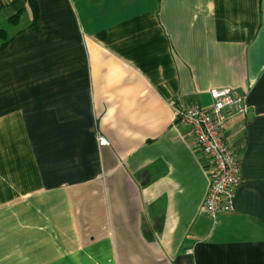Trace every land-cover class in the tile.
Listing matches in <instances>:
<instances>
[{
    "label": "crops",
    "instance_id": "1",
    "mask_svg": "<svg viewBox=\"0 0 264 264\" xmlns=\"http://www.w3.org/2000/svg\"><path fill=\"white\" fill-rule=\"evenodd\" d=\"M35 1L0 8V264H264V0ZM223 88L249 112L214 222L174 110Z\"/></svg>",
    "mask_w": 264,
    "mask_h": 264
},
{
    "label": "built area",
    "instance_id": "2",
    "mask_svg": "<svg viewBox=\"0 0 264 264\" xmlns=\"http://www.w3.org/2000/svg\"><path fill=\"white\" fill-rule=\"evenodd\" d=\"M4 0H0V8ZM214 100L211 109L200 105L176 107L175 117L188 128L193 145L205 159L210 187L204 203V211L218 221L222 213H233L237 190L242 184L241 164L235 148L225 139L228 119L246 115L249 106L246 98L229 88L211 91ZM101 146L108 145L99 137Z\"/></svg>",
    "mask_w": 264,
    "mask_h": 264
},
{
    "label": "trees",
    "instance_id": "3",
    "mask_svg": "<svg viewBox=\"0 0 264 264\" xmlns=\"http://www.w3.org/2000/svg\"><path fill=\"white\" fill-rule=\"evenodd\" d=\"M29 2H30V6L32 7V10H33V13H34V17H35L34 21L36 22L37 16H38V9H37L36 1L35 0H29ZM0 37L2 39H4V42L0 46V50H3L8 45V42L5 40L4 32L0 31Z\"/></svg>",
    "mask_w": 264,
    "mask_h": 264
},
{
    "label": "rangeland",
    "instance_id": "4",
    "mask_svg": "<svg viewBox=\"0 0 264 264\" xmlns=\"http://www.w3.org/2000/svg\"><path fill=\"white\" fill-rule=\"evenodd\" d=\"M49 180H51V178H49V177H47L46 179H44V181H46V182H43L42 181V185H41V188H46V187H49L50 186V184H49ZM59 179L57 178V181H58Z\"/></svg>",
    "mask_w": 264,
    "mask_h": 264
}]
</instances>
